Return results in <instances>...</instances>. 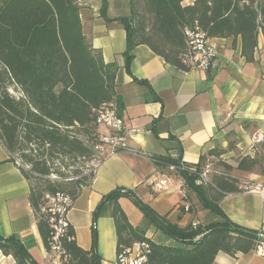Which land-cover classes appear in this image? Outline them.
Listing matches in <instances>:
<instances>
[{"label": "trees", "instance_id": "obj_1", "mask_svg": "<svg viewBox=\"0 0 264 264\" xmlns=\"http://www.w3.org/2000/svg\"><path fill=\"white\" fill-rule=\"evenodd\" d=\"M107 10V2L102 0L100 13L106 20ZM130 10L129 18L116 20L127 32V70L133 49L145 45L170 65L190 71L183 64L187 49L184 32L194 26L213 38L241 37L242 55L247 62L254 60L259 36L264 35V0H130ZM117 72L118 66L106 63L101 52L87 41L78 0H0V139L15 158L21 154L23 164L30 166V171L22 168V172L32 185L30 203L45 245L49 225L47 216L40 212L45 195L62 192L75 201L82 188L94 180L93 172L69 180L61 166L69 167L67 159L92 162L99 135L94 110L116 100L122 111L116 92ZM13 85L24 98L10 94ZM76 129L81 137L74 132ZM233 149L230 144L228 150H212L208 156L222 157ZM254 150V156L239 158L235 169L264 176V141ZM153 159L158 167H176L187 191L185 200L190 202L193 193L219 221L205 228L196 229L192 224L181 228L160 216L133 191L118 189L104 197L96 212L97 216L103 205L112 204L118 253L135 242L148 241L152 246L150 264H214L220 252L235 257L264 243V233L235 224L220 206L227 195L243 191L238 179L228 174L217 176L211 194L197 183L205 156L197 165L184 163L181 155ZM54 166L60 168L53 170ZM192 168L198 174L191 173ZM53 174L64 181L51 180ZM74 174H80L79 170ZM124 197L176 244L155 243L145 230L135 228L119 203ZM96 246V238L92 252L76 241L68 244L72 264H102ZM0 250L13 256L16 264H37L14 237L0 236Z\"/></svg>", "mask_w": 264, "mask_h": 264}, {"label": "crops", "instance_id": "obj_2", "mask_svg": "<svg viewBox=\"0 0 264 264\" xmlns=\"http://www.w3.org/2000/svg\"><path fill=\"white\" fill-rule=\"evenodd\" d=\"M106 2L107 20L100 13L102 0L84 1L79 7L87 41L106 63L118 66L116 92L123 105L120 114L132 132L127 137L130 149L97 169L94 180L75 199L69 220L82 249L92 252L96 238L95 252L102 264H117L112 204L103 205L96 216L104 197L115 190L133 191L181 228L196 223V229L205 228L219 221L195 195L186 201L179 173L156 166L153 158L181 155L184 163L197 165L204 156L212 158L210 151L228 150L230 144L234 149L223 156L255 155L254 147L264 141V35L259 36L252 62L242 55L241 37L215 38L220 54L208 71H182L145 45L133 49L127 70V32L116 20L131 16L130 0ZM144 81L148 85L141 83ZM15 161L0 139V236L18 239L37 264H48L46 245L30 203L32 185ZM166 178L173 184L172 191L156 192L154 183ZM242 182L243 191L227 195L220 206L235 224L264 233V196L258 190L264 185V176L249 173ZM119 203L131 224L145 230L150 240L176 244L152 225L132 200L124 197ZM0 264L16 261L0 250ZM214 264H264V247L235 257L220 252Z\"/></svg>", "mask_w": 264, "mask_h": 264}, {"label": "built area", "instance_id": "obj_3", "mask_svg": "<svg viewBox=\"0 0 264 264\" xmlns=\"http://www.w3.org/2000/svg\"><path fill=\"white\" fill-rule=\"evenodd\" d=\"M88 0H78V5ZM187 49L183 56V64L190 70L208 71L212 68L214 62L220 54L219 46L215 38L203 31L199 26L185 30ZM16 99L24 98V94L19 90L15 94ZM96 115L97 127L102 126L104 133L99 132L98 142L93 148L92 172L95 174L97 169L107 160L118 156L121 152L129 150L127 137L132 133L128 131L125 122L120 114L118 103L112 100L102 104L94 110ZM99 130V129H98ZM16 165L26 171H30V166L24 165L16 158ZM201 167V173L198 174L196 168L190 170L191 173L200 175L197 181L201 184V179L205 176V169ZM170 169L178 172L174 166ZM182 170L185 165L182 164ZM155 191L158 193L170 192L173 184L168 178L154 183ZM259 193L264 196V185L259 188ZM45 204L41 209V214L47 216L49 225V238L46 245V259L48 264H72V255L67 248L68 244L75 241L73 227L69 220V213L74 206V199L66 193H57L55 195L46 194ZM197 223L193 226L196 228ZM261 237L264 238L263 235ZM264 247V243L260 247ZM152 246L148 241L135 242L131 247L124 248L118 253L117 264H150V255Z\"/></svg>", "mask_w": 264, "mask_h": 264}, {"label": "rangeland", "instance_id": "obj_4", "mask_svg": "<svg viewBox=\"0 0 264 264\" xmlns=\"http://www.w3.org/2000/svg\"><path fill=\"white\" fill-rule=\"evenodd\" d=\"M19 90L20 89L15 85H13L9 88L10 94L13 95L14 97H16L15 94H18ZM98 129L100 131L104 130L102 126H99ZM74 132L77 133V136L81 137V134H80L81 131L79 129L74 130ZM20 155L21 154H17L16 157H17V159H19L23 163L22 159L19 157ZM238 160H239V158H236L235 156L232 157L229 155L222 156V157H212L210 159H206V161L204 162V164L202 166H204L203 168L205 169V166L208 165L209 168L205 169L206 174H205L204 178L201 179V184L203 185V187L208 192L210 190L211 194H213L215 192V191H213L214 180L217 176H221L223 174H228L231 177L238 179L242 184L243 183L242 181L244 180V176L249 174V173H243V172H240L237 169H235ZM66 162L69 164V167H65V166H61V167H62V171L66 172L68 174V176L70 177L69 180H71L73 178L75 179V177H77V176H83V175L90 174V172H92V164L90 161L88 162L84 159H80V160L74 162L72 160L67 159ZM55 166L53 167V170H57L58 168H60V166L59 167H55ZM228 166H232V167H234V169L228 170ZM63 168H65V170ZM77 170H79V172H80V174H78V175L74 174V172H76ZM49 178L51 180L64 181V179L60 178L56 174L51 175ZM245 185L248 186L249 184L247 183ZM192 195H193V193H192ZM189 200L192 201L190 198H189ZM164 235H166V234H164ZM168 238H169V240H171L170 237H168Z\"/></svg>", "mask_w": 264, "mask_h": 264}]
</instances>
